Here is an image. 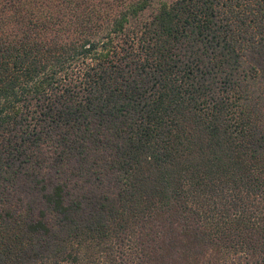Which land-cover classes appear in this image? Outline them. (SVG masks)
<instances>
[{"label": "trees", "instance_id": "1", "mask_svg": "<svg viewBox=\"0 0 264 264\" xmlns=\"http://www.w3.org/2000/svg\"><path fill=\"white\" fill-rule=\"evenodd\" d=\"M0 264H264V0H0Z\"/></svg>", "mask_w": 264, "mask_h": 264}]
</instances>
